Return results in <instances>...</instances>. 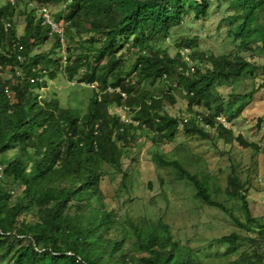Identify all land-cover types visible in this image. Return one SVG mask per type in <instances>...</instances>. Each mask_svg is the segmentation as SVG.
Wrapping results in <instances>:
<instances>
[{
    "label": "trees",
    "instance_id": "obj_1",
    "mask_svg": "<svg viewBox=\"0 0 264 264\" xmlns=\"http://www.w3.org/2000/svg\"><path fill=\"white\" fill-rule=\"evenodd\" d=\"M189 1L197 18L206 14L209 0ZM48 2L64 5L57 19L73 21L67 29L65 64L52 59L61 51L58 37L50 36L46 27L33 20L27 1L11 4L5 0L0 4V44L5 47L0 64L21 70L10 90L9 81L1 77L0 71V258H8L10 264H264V219L251 213L247 200L249 178L243 181L234 166L225 191L228 198L237 201L244 221L234 208L213 198L209 175L191 171L192 159L185 150L176 146L153 156L154 163L173 168L175 179L190 184L203 204L219 208L239 229L200 247L183 239L180 231L174 232L163 217L154 220L147 212L135 218L126 214V224L120 223L118 212L104 205L101 192L102 163L122 168L123 148L119 142L130 144V134L136 127L121 122L119 115L110 112L111 107H130L132 118L139 122L138 110L143 109L144 126L157 131L155 144H161L162 132L168 134L165 138L170 142L183 127L186 133L194 132L200 138L216 137L249 146L240 135L230 138L232 131L214 118L211 98L215 80L227 81L247 67L257 66L241 56L201 54L197 58L187 41L176 44L179 48L171 57L156 54L153 47L167 37L174 24L182 22L184 0ZM232 3L241 8L237 17L242 43L247 45L253 40L264 45V27L248 28L254 15L264 13V0ZM20 5H26L29 11L24 31L13 25ZM5 22L11 24L7 30ZM255 34L258 37L250 38ZM48 40L52 46L47 54L32 55ZM18 46H22L20 54L28 58L26 65L17 61ZM124 46L139 49L130 67L119 60ZM181 48L191 50L189 57L195 64L191 75L186 73ZM52 67L61 70L72 86L98 84L92 90L99 93L91 98L84 114L63 107L55 93L44 97L37 90L45 86L44 79H56L57 70ZM32 77L38 78L34 88ZM158 80L184 94L189 112L202 107L210 114L205 116L199 111L191 118L183 117L180 124L177 117L165 111L166 105L175 103L171 93L156 95L142 88L143 82L154 84ZM198 115L202 117L199 120ZM127 179L128 175L123 174L125 186ZM155 205L153 199L145 204L144 211ZM214 243L224 245L229 253L223 260H204L200 250Z\"/></svg>",
    "mask_w": 264,
    "mask_h": 264
},
{
    "label": "rangeland",
    "instance_id": "obj_2",
    "mask_svg": "<svg viewBox=\"0 0 264 264\" xmlns=\"http://www.w3.org/2000/svg\"><path fill=\"white\" fill-rule=\"evenodd\" d=\"M184 0L186 13L181 17L179 24H174L167 32V37L156 44L153 50L156 54L174 55L176 44L187 41L194 52L199 55L214 56L228 55L241 56L257 66L247 67L230 80L217 79L213 84L211 98V113L227 117V129L232 131L231 137L241 136L249 146L240 142H228L221 138H200L195 134L186 133L183 127L173 135L170 142L168 134L161 133V144H155L154 139H159L155 130L144 126L145 112L138 110L140 126L134 127L130 134V144L120 141L123 148L122 168L109 163H102L104 173L101 182V192L104 196V205L109 210L118 212L119 222L126 224L125 215L132 218L147 212L150 218L156 220L163 217L166 223L172 226L174 232L180 231L183 239H190L195 247L217 239L232 232L239 231L227 214L219 208L203 204L195 196V191L185 181L175 179L173 168L160 166L154 163L153 156L157 152L175 149L176 146L183 152L186 151L192 159L191 171L209 175L213 198L223 203L228 208H234V213L244 221V214L237 201L228 198L226 194L227 177L231 166H234L238 175L244 181L247 177V200L254 217L264 219V45L260 42L250 41L247 45L241 34L240 20L237 15L241 8L232 3V0H209L206 14L197 18L190 7V1ZM5 0H0L4 4ZM48 4L53 15H58L65 10L64 5H53L48 0H41ZM189 3V4H188ZM26 5L18 6L13 25L18 31H24L26 16L29 12ZM67 11V9H66ZM22 14L17 18V15ZM63 20V19H60ZM59 20V21H60ZM64 21V20H63ZM264 27V13H257L250 19L248 28ZM252 35L250 38H256ZM1 39V35H0ZM51 40L32 51V55L47 54L51 49ZM139 49L124 46L119 54V60L124 66L133 65L139 55ZM66 48H62L59 55H54L53 60L64 62ZM5 52V47L0 44V54ZM25 57L22 64L26 65ZM2 63V61H1ZM2 66L1 77L9 81V90L13 88L16 70L8 64ZM57 70L55 80H43L45 83L37 90L44 96L55 93L65 108L78 110L82 115L86 112L88 103L96 95L95 89L86 84L72 86L63 74ZM37 84H31L34 88ZM143 89L156 95L171 93L175 103L166 105L165 111L172 117H177L182 124V118L201 112L204 108L195 107L193 113L188 111L184 94L175 90L164 80L154 84L145 81ZM207 110V109H205ZM124 113V116L130 113ZM112 114H121L120 109L110 108ZM229 119V120H228ZM57 118L52 121L55 123ZM213 132V129L210 130ZM86 133L80 139L84 140ZM185 150V151H184ZM123 174H127L126 186ZM129 180V181H128ZM130 182V183H129ZM129 188V190L127 189ZM156 202L155 207L144 211L145 204ZM115 232V231H114ZM113 232V233H114ZM112 234V231H110ZM245 235L246 232L241 231ZM206 258L217 259L229 253V250L219 243H214L200 250ZM236 256H234L235 258ZM233 258V256L231 257ZM223 260V259H222ZM0 264H10L9 259L0 258Z\"/></svg>",
    "mask_w": 264,
    "mask_h": 264
},
{
    "label": "built area",
    "instance_id": "obj_3",
    "mask_svg": "<svg viewBox=\"0 0 264 264\" xmlns=\"http://www.w3.org/2000/svg\"><path fill=\"white\" fill-rule=\"evenodd\" d=\"M10 2L12 4H15V0H10ZM30 5L34 7V16H35V19L36 20H40L41 21V24L44 25V26H47L49 27L50 29V33L51 34H54V33H60L62 35V33L64 32V28H65V25L69 22H66V21H63V20H60V21H57L55 19V17L53 16L51 10L49 7L45 6L44 4H42L39 0H31L30 2ZM10 26L9 23H7L5 25L6 29ZM63 41V39H62ZM22 51V46H18V50L16 51V58H17V61L20 62V63H23L24 62V56H22L20 54V52ZM179 53L181 54V56L184 58L185 60V63H186V73L187 75H191L195 72V64L193 62V60L189 57L190 53H191V50L190 48H181L179 50ZM16 73L17 75H20V71L19 69H16ZM38 78H30V81L32 83L35 82V80H37ZM89 86H92L93 88H97L98 87V84L94 83V84H91ZM109 91H112L113 89L109 88L108 89ZM8 91V90H6ZM117 92H119V90L117 89L116 90ZM121 96L123 98H125V94L122 93ZM130 111V113L127 115V117L124 116V113H128V111L124 112L125 110H128ZM120 118H121V121L122 122H125V123H131V124H139V121L137 120H134L132 118V112H131V109L127 106H123L120 108ZM201 113L205 116L209 115L210 112L208 110H202ZM201 115H198L197 116V119H201ZM214 118H216V120L221 123L222 125H224L225 127H227V119L225 117H223L222 115H216L214 116Z\"/></svg>",
    "mask_w": 264,
    "mask_h": 264
},
{
    "label": "clouds",
    "instance_id": "obj_4",
    "mask_svg": "<svg viewBox=\"0 0 264 264\" xmlns=\"http://www.w3.org/2000/svg\"><path fill=\"white\" fill-rule=\"evenodd\" d=\"M10 1V0H9ZM25 1H27V3L29 4V6L32 8H30L31 10H32V15H33V20L34 21H37V22H39L40 24H41V21L40 20H36L35 19V16H34V12H35V10H34V7L33 6H31L30 5V2H31V0H25ZM40 2H41V0H39ZM71 2V0H67V3H70ZM11 3V2H10ZM12 4V3H11ZM43 4V3H42ZM45 6H47V7H49L48 6V4H44ZM53 14V13H52ZM54 17H55V19L57 20V21H59L60 19H57L56 17V15H53ZM61 19H63L64 21H66V22H69V23H67L66 25H65V28H64V32L62 33V35L60 34V33H54V34H51L50 33V29H49V27H47V26H44V27H46L48 30H49V35L50 36H57L58 37V40H59V43H60V45H61V49L64 47V48H66V46H67V29H68V27L69 26H71V25H73V21L72 20H67L66 18H61ZM7 23H9V22H5V23H3V26H4V29L5 30H7L9 27H11V24H10V26L6 29V27H5V25L7 24ZM62 39H63V41H62ZM48 41H50V40H48ZM47 41V42H48ZM66 53V52H65ZM25 59V58H24ZM64 64L66 63V56H64V62H63ZM0 68H1V66H0ZM19 71L21 72V70L19 69ZM117 92V91H116ZM125 98H126V96H125ZM124 98V99H125ZM121 107H123V106H120V107H116V108H118V109H120ZM128 107V106H127ZM130 108V107H129ZM117 115H119V118H120V114L119 113H117ZM134 119V118H133ZM120 121H121V118H120ZM122 122V121H121ZM139 124H140V122H139ZM139 124H132V125H136V126H138ZM224 126V125H223ZM225 127V126H224ZM227 128V127H226Z\"/></svg>",
    "mask_w": 264,
    "mask_h": 264
}]
</instances>
